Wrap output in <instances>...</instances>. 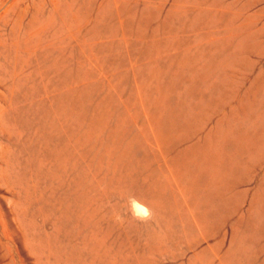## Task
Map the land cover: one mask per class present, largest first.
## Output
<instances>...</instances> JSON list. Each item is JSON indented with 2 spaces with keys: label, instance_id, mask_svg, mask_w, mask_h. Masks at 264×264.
I'll use <instances>...</instances> for the list:
<instances>
[{
  "label": "rangeland",
  "instance_id": "1",
  "mask_svg": "<svg viewBox=\"0 0 264 264\" xmlns=\"http://www.w3.org/2000/svg\"><path fill=\"white\" fill-rule=\"evenodd\" d=\"M0 264H264V0H0Z\"/></svg>",
  "mask_w": 264,
  "mask_h": 264
}]
</instances>
